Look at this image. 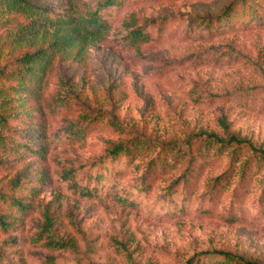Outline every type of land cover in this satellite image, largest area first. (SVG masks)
I'll use <instances>...</instances> for the list:
<instances>
[{"label":"rangeland","instance_id":"obj_1","mask_svg":"<svg viewBox=\"0 0 264 264\" xmlns=\"http://www.w3.org/2000/svg\"><path fill=\"white\" fill-rule=\"evenodd\" d=\"M31 1L48 8L53 20L0 12V103L13 85L33 90L21 117L10 122L15 131L0 123V134L8 145L28 142L40 153L2 148L0 193L10 194L21 172L27 186L37 187L35 175L42 172L45 183L23 216L12 214L13 228L0 227L4 264H180L212 250L264 263V216L257 202L264 170L252 176L242 220L223 216L239 184L241 161L216 214L197 210L211 180L228 171L234 148L199 160L184 212L166 208L162 199L185 164L172 162L148 195L129 192L167 142L183 147L205 132L235 135L264 149V22L254 19L248 28L211 40H186L192 18L216 15L234 0H127L97 17L91 15L99 0ZM162 18L173 25L161 42H131L138 21ZM214 49L223 53L220 63L199 59ZM38 52L45 66L40 78L19 79L26 68L18 61ZM26 109L32 116L24 115ZM134 134L157 150L136 157L116 185L96 163L112 143ZM19 195L29 198L27 191ZM8 207L0 201L2 211Z\"/></svg>","mask_w":264,"mask_h":264},{"label":"trees","instance_id":"obj_2","mask_svg":"<svg viewBox=\"0 0 264 264\" xmlns=\"http://www.w3.org/2000/svg\"><path fill=\"white\" fill-rule=\"evenodd\" d=\"M127 0H99L97 11L91 16L97 17L100 11L118 7ZM11 9L29 12V14H37L43 20L52 21L51 13L45 6L35 4L31 0H0V12H10ZM254 19L264 22V0H234L220 13L216 15L201 16L192 18L185 26L184 39L211 40L214 37L235 32L239 29L248 28ZM138 25L133 29L131 42L136 45L146 43H159L163 40L165 32L172 27V21L167 18L162 19H144L138 21ZM173 36V35H172ZM222 54L216 49L210 51L206 55H202L199 59L208 63L211 60L215 62L222 61ZM208 58V59H205ZM18 63L26 68L18 74L19 79H25L29 75L40 74L43 72L44 63L42 53L28 54L23 56ZM21 85V83H20ZM13 91V94L11 92ZM32 87H18L13 85L9 90L4 92L2 103H0V123L4 127L12 130L10 122L13 119L21 117L19 113L24 106L29 105L33 100ZM25 95V96H24ZM25 116H32L31 110H24ZM113 124H119L114 121ZM81 129V125L79 126ZM80 132V131H77ZM16 135V133H14ZM80 133L78 136H81ZM13 137H11L12 139ZM15 139V138H14ZM8 145L0 134V150L9 149L12 152L19 153L22 149L39 154L34 147L27 142L15 143L10 141ZM229 148H234L230 158L231 165L224 174L214 178L208 185L209 195L201 201L197 210L202 214H216L217 202L230 187L235 179V169L238 161L242 164L239 169L240 179L232 193V200L224 218L229 222H238L245 218V211L242 201L247 198L251 192L252 176L264 170V149L254 145L250 140L243 139L238 136H229L224 138L215 133L202 132L188 140L185 146L178 147L175 142H167L148 162L146 172L133 182L129 187L136 192L137 195H148L154 184V179H161L168 173V166L172 162L185 164L183 173L173 179L164 188L165 196L162 203L166 208L174 207L180 212L187 210V206L192 201L194 186L196 185L195 173L199 171L198 162L206 161L217 156H222ZM157 150V147L146 138L139 134L131 137L115 141L108 148L103 157L98 159L96 165H104V172H110L114 179V184L119 185L120 180L127 174L128 166L131 165L136 157L148 156ZM170 156H172L170 158ZM200 160V161H199ZM107 164V165H106ZM37 178V187L27 186L28 181L26 174L21 172L13 179V190L10 194L0 193V201L4 200L9 204L8 211H2L0 208V227L4 231L13 228L14 221L11 219L12 214L20 213L23 216L33 206L35 194L40 191L38 188L45 183V175H35ZM103 177V176H102ZM98 178H101L98 176ZM27 186V187H25ZM112 187V185H111ZM126 189L130 190L128 187ZM27 191L29 198L24 197L22 192ZM133 198V196H132ZM132 199L131 202H133ZM181 200V201H180ZM258 213L264 216V181L262 183V192L258 198ZM0 264H4V255L0 251ZM180 264H264L260 261L248 259L244 256L234 254L226 250H212L201 252L192 257L181 260Z\"/></svg>","mask_w":264,"mask_h":264}]
</instances>
